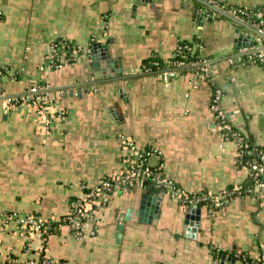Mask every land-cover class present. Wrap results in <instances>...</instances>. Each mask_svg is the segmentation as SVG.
<instances>
[{
    "label": "crops",
    "instance_id": "1",
    "mask_svg": "<svg viewBox=\"0 0 264 264\" xmlns=\"http://www.w3.org/2000/svg\"><path fill=\"white\" fill-rule=\"evenodd\" d=\"M225 1L264 7V0ZM210 9L196 0H0V264L42 257L68 264H245L264 253V189L260 198L234 196L212 212L201 207L195 232L188 230V209L141 182L110 195L94 235L86 229L78 238L57 225L28 239L21 227L26 214L58 224L84 186L127 169L125 138L153 147L150 164H161L187 192L221 194L246 180L236 145L214 130V86L194 71L167 82L141 71L149 56L167 60L180 40L201 37V55L211 58V76L224 92L222 109L264 146V66L232 63L238 46L262 37ZM61 38L82 51L54 68L48 53ZM94 44L98 58L108 50L123 71L93 59ZM40 82L49 86L53 107L65 110L52 125L7 102ZM2 212L19 216L5 219Z\"/></svg>",
    "mask_w": 264,
    "mask_h": 264
},
{
    "label": "built area",
    "instance_id": "2",
    "mask_svg": "<svg viewBox=\"0 0 264 264\" xmlns=\"http://www.w3.org/2000/svg\"><path fill=\"white\" fill-rule=\"evenodd\" d=\"M229 13L232 14L230 16H235L240 22H242L243 19L240 17L237 10H232ZM255 16L261 18L263 14L261 12H257L255 13ZM257 31L261 34L262 42L257 43L254 46H251V44H244L240 51L235 54L232 63L235 62V59L242 60L243 57H245V60L250 61L251 63H259L264 66V29L257 28ZM64 46L65 44L62 43V47ZM68 50V48L63 49V57L68 53ZM81 51L82 49L78 47V50L72 51V54L77 55ZM51 52L54 53L55 56L59 55V50L53 43L51 44ZM48 59L53 66L55 63L53 54L48 56ZM64 63H67L66 59ZM210 68L211 63L208 61L205 63L201 71H195L194 73L205 77L208 82L215 85L210 102V110L214 116V130H216L224 140L233 142L236 145L239 154H242L244 152L242 148H246L248 145L240 137L238 130L233 128L228 114L225 113L221 107L224 92L220 87L216 86L213 81ZM178 73L179 72L176 70L163 71L159 73V76L162 80L167 82L174 76L178 75ZM7 102L10 105L34 110L37 114L38 120L47 125H52L65 117V110L63 108L53 107L49 96V86L42 82L36 83L22 94L8 98ZM124 141L125 146L130 152L127 157V169L110 174L109 177L102 179L94 187L89 188L84 186L82 196H79L71 202L70 210L61 218L59 226H68L70 232L74 236L80 238L86 229H89L91 234H96L98 228L94 224L98 222L99 212L108 202L110 195H112L116 190L126 189L132 184L139 182L143 183L145 178L149 176H154L156 187L162 190L161 193L167 194L172 201L180 204L184 209H190L202 203L203 206L207 207L208 210L212 212L216 208L225 205V203L228 202L230 197L233 195L238 197L252 195L258 198L262 196L264 181L260 180L259 176L261 175L264 178L263 150L247 151L248 154L257 155V158L260 161L254 162L250 165V167H248L249 173L251 169L257 171L254 175L257 179L254 187L249 189L245 194H242L237 187H233L221 194L209 191L195 192L192 195H187V192L179 187L178 183L173 178L164 175V171L161 172L160 169H163L161 164L158 166H152L150 164V157L155 151L153 147L148 146L145 148H138L129 138H125ZM156 167L158 170L153 169ZM1 215L5 219L16 218L19 216L17 212H2ZM52 222V220L38 218L33 214H26L23 216L21 227L25 233L24 236L30 239L33 235L39 234L40 236H45L48 234V230L51 228ZM90 222H92L93 225H91ZM32 259L34 258H31L30 260ZM42 264L68 263H62L57 259L46 258ZM245 264H264V253H261L256 258H251V260H246Z\"/></svg>",
    "mask_w": 264,
    "mask_h": 264
},
{
    "label": "trees",
    "instance_id": "3",
    "mask_svg": "<svg viewBox=\"0 0 264 264\" xmlns=\"http://www.w3.org/2000/svg\"><path fill=\"white\" fill-rule=\"evenodd\" d=\"M206 1V0H205ZM210 5L213 7L210 9L212 11V16L214 17H223L222 14L217 12L215 9L220 10L222 12H225L226 14L232 15L229 12L232 10H237L238 14L240 17L243 19L241 23L247 24L250 27H253L257 30V28H263L264 29V7L261 6H251V7H237V6H232L229 5L225 0H207ZM198 13V10H196ZM261 12L263 16L261 18L256 17L255 13ZM235 19L239 20L235 16H232ZM0 20H3V14L0 13ZM261 36V35H260ZM57 49L59 50V55L55 56L54 53L51 51L48 53V56L53 54V58H55V63L52 67L57 68L60 65H62L65 62V59L67 60L68 63H73L75 61V55L72 54V51L78 50V46H75L72 44L69 40L61 38L58 40H55L52 42ZM62 43L65 44L64 47H62ZM257 42H254L251 44V46L256 45ZM202 46V38L201 37H196L193 40H180L177 46V49L175 51V55L167 60H164L160 58L158 55H151L149 56L142 64L141 66V71L148 72V73H160L163 71H173L176 70L178 72H185V71H201L205 65L206 62L210 61L211 58H204L201 55L200 48ZM244 45L238 46L236 48V52L234 53V56L237 52L240 51V49ZM250 46V45H249ZM68 48V53L63 57V49ZM238 62H243V63H251L250 61L245 60V57H243L242 60H238ZM236 63V62H235ZM65 64V63H64ZM45 83V82H42ZM215 88V85H213ZM231 122V120H230ZM232 126L234 129L238 130L240 133V137L243 139L244 142L247 143L248 146L246 148H242L244 151L242 154H239V159L240 163L244 167H250V165L254 162H259L260 160L257 158V155L253 154H248V150H263L264 151V146L258 145L254 143L249 137H247L237 126H235L231 122ZM153 169H157L153 168ZM161 172H163V169H160ZM257 173L255 170H250V173L248 174L246 180L242 182L241 184L238 185H233L230 186L227 190L232 189L233 187H237L238 190L242 193L245 194L249 189L253 188L254 185L256 184V177L254 176ZM165 175V173H164ZM260 180L264 181V178L260 175L259 176ZM143 186L148 187L151 189L152 192L159 194L162 192L160 188L156 187V182L154 176H149L145 178L143 181ZM179 186V184H178ZM180 187V186H179ZM184 190V189H183ZM225 190V191H227ZM224 191V192H225ZM187 192V191H185ZM200 192H209L206 190H202ZM223 192V193H224ZM193 193L187 192V195H192ZM236 195H233L234 197ZM230 197V198H232ZM74 200V199H73ZM203 204L200 203L198 204V207H202ZM59 226V223L55 224L52 222L51 228L48 230V233L56 230V226ZM46 259V257H42L40 260L32 259L28 260L27 264H42L43 261ZM52 259V258H48ZM60 262L67 263L64 260L57 259ZM246 260H251V258H247ZM245 260V261H246ZM34 261V262H33Z\"/></svg>",
    "mask_w": 264,
    "mask_h": 264
},
{
    "label": "water",
    "instance_id": "4",
    "mask_svg": "<svg viewBox=\"0 0 264 264\" xmlns=\"http://www.w3.org/2000/svg\"><path fill=\"white\" fill-rule=\"evenodd\" d=\"M196 1H200V2H203V3H205V4H207L208 6H210V7H212L210 4H208V3H206L204 0H196ZM213 8V7H212ZM217 12H219V13H222L223 15H225V16H227V17H229V18H231V19H234V20H236L237 22H239V24H243V23H241L239 20H237V19H235L234 17H232V16H230L229 14H226V13H224V12H222V11H220V10H217V9H215ZM248 26V25H247ZM252 31H254V32H256L257 34H259V35H261L255 28H253V27H250V26H248ZM240 29L238 28L237 30H236V37H237V39L239 38H241V36H240ZM250 38L252 39L250 42H247L246 44H253L254 43V37L253 36H250ZM100 48V46L99 45H96V44H94L93 45V47H92V49H91V53H92V55H93V59H95L97 62H99V64H100V62L102 61V60H105L106 62V66L108 67H110V66H114V67H116L117 66V62H116V60H115V58H109L108 56H109V51L108 50H106V52L105 53H103V56L104 57H102V58H98L97 57V51H99L98 49ZM117 67H119V72H122L123 70H122V68H120V66H117ZM148 200H150V197L149 196H147L146 198H145V201H144V199L142 200V203L143 204H145L144 206V216L145 217H149V216H151L152 215V213L153 212H151L150 211V209H148V205H149V203H148ZM155 200V199H154ZM201 207H198V206H195V207H193V208H190V209H188V213H187V224H189L190 225V227L188 228V230H193L192 232H195V230H196V227H199V225H200V222H199V220H200V215H201ZM150 213H151V215H150ZM194 214H197L196 216V220H193V217H194ZM226 258V256L225 255H223V259H225Z\"/></svg>",
    "mask_w": 264,
    "mask_h": 264
}]
</instances>
